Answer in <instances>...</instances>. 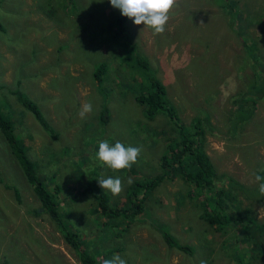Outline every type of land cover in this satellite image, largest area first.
Wrapping results in <instances>:
<instances>
[{"label":"rangeland","instance_id":"obj_1","mask_svg":"<svg viewBox=\"0 0 264 264\" xmlns=\"http://www.w3.org/2000/svg\"><path fill=\"white\" fill-rule=\"evenodd\" d=\"M227 3L231 9L219 0H175L165 31L154 34L126 16L119 31L116 18L123 15L110 0H0V108L48 190L62 200L60 217L71 224L65 230L77 231L83 247L102 264L115 255L126 264H264V231L259 246L240 241L229 205L264 222V196L252 194L259 184L256 171L264 165V96L239 134L231 137L227 129L233 95L243 90L242 78L257 69L253 54L264 62V0ZM243 44L252 47V56ZM101 63L105 72L98 82L94 73ZM150 74L165 84L181 124L195 131L197 117L209 118L214 133L205 130L201 138L216 171L215 190L232 180L243 186L228 188L231 201L222 203L230 221L222 230L200 217L199 200L191 195L195 187L179 175L156 182L142 211L127 219L119 215L104 223L96 199L77 195L90 181L118 177L120 194L103 192L107 207L122 208L132 184L162 173L161 157L177 128L163 113L148 119L137 104L134 84H146ZM15 90L38 105L55 136ZM86 103L92 111L82 119ZM104 140L139 147L136 163L122 170L102 165L96 152ZM160 228L190 250L169 246ZM0 264H82L41 210L1 132Z\"/></svg>","mask_w":264,"mask_h":264},{"label":"trees","instance_id":"obj_2","mask_svg":"<svg viewBox=\"0 0 264 264\" xmlns=\"http://www.w3.org/2000/svg\"><path fill=\"white\" fill-rule=\"evenodd\" d=\"M221 7H229L227 0H219ZM231 9V8H230ZM125 16H118L116 18L117 27L122 28L125 24ZM235 31L240 36L241 32L235 28ZM262 28V27H261ZM3 26L0 23V30ZM241 37V36H240ZM242 38V37H241ZM246 52L252 56V47L245 46ZM253 56L257 59V69L252 71L251 75L246 78H242V84L244 86L241 92L233 95L232 109L227 116V129L231 137L239 134V128L247 123L255 115L257 109V99L264 96V62H261L256 55ZM259 62V63H258ZM241 70L240 75H245ZM105 72V64L101 63L97 66L94 77L96 81L100 82ZM145 82L137 81L134 87L137 89L133 93L134 98L139 106L142 107L143 114L148 119H153L156 115L165 114L176 129V136L173 140H169L166 147V152L161 157L162 173L153 178H145L143 180H137L126 191V201L123 203V207H107V195L103 192V189L99 186V183L95 180L90 181L83 192L79 194L91 195L96 199V207L100 213L106 218L107 221L123 215L125 219L131 215L134 217L143 209V199L146 193L151 190L156 182H161L164 179H173L176 175H179L184 182L192 183L195 187L192 196H195L201 206L200 217L204 219L210 226L215 227L218 231L224 229L230 221L229 214L225 211L222 201L232 198V192H229L228 188L236 186L240 191L243 190V186L237 181L232 180L229 183H225L226 186L220 187L215 190L216 186V171L214 170L208 154L204 149V143L201 138L205 130L211 128L209 118L207 116L197 117L194 122L195 131H192L187 125L180 123L177 107L170 100L167 95V89L165 84L155 75H148L145 77ZM98 92L103 91L98 87ZM21 104L31 112L34 118L41 124V126L47 131L51 132L52 136L55 134L46 119L44 118L38 105L28 98L25 94L14 91ZM108 112L106 113V107L103 106V112L101 114L102 120H106ZM0 132L5 138L11 152L14 154L17 162L19 163L28 183L31 185L34 194L40 202V208L45 212L61 229L65 241L70 244L74 251L78 254L79 259L83 264H102L101 261H97L90 252L83 247V242L79 238L77 231L65 230L70 229V225H65L61 216L60 205L62 200L59 199L58 193H53L48 190V185L40 178L36 163L33 162L27 155V147L25 143L18 137L13 128L10 117L3 114L0 108ZM256 174L264 177V165L258 167ZM10 187L9 185H6ZM227 187V188H226ZM16 194L17 189L11 187ZM142 193V195H141ZM252 194H260L258 188L255 189ZM141 195V196H140ZM209 202H213L210 205ZM232 209L236 216V223L239 224V236L240 241H250L255 246L261 244L260 234L264 231V222L257 223L254 218L247 214L246 209L242 210L232 204ZM233 223V222H232ZM163 232L165 242L171 246L176 247L178 250H190L189 247L178 244L167 232L160 228Z\"/></svg>","mask_w":264,"mask_h":264},{"label":"clouds","instance_id":"obj_3","mask_svg":"<svg viewBox=\"0 0 264 264\" xmlns=\"http://www.w3.org/2000/svg\"><path fill=\"white\" fill-rule=\"evenodd\" d=\"M110 4L121 11L123 16L133 20L136 25L143 24L150 28L154 34H162L169 20V12L175 4V0H110ZM92 111L91 103L82 106L79 113L83 119L87 113ZM141 149L139 147L125 146L117 141L111 146L107 140L99 142L96 159L102 164L114 170L130 169L136 163ZM255 181L259 182L258 190L264 196V177L255 175ZM101 189H107L112 195L117 196L122 189L120 178L98 179ZM132 178L128 177L127 183L131 184ZM103 264H126L119 255L112 259H105Z\"/></svg>","mask_w":264,"mask_h":264},{"label":"crops","instance_id":"obj_4","mask_svg":"<svg viewBox=\"0 0 264 264\" xmlns=\"http://www.w3.org/2000/svg\"><path fill=\"white\" fill-rule=\"evenodd\" d=\"M105 220H106V218H105ZM107 222V220L104 222V223H106ZM63 235V234H62ZM78 258H79V256H78ZM80 260V259H79ZM80 262H81V260H80ZM82 263V262H81ZM83 264V263H82Z\"/></svg>","mask_w":264,"mask_h":264}]
</instances>
